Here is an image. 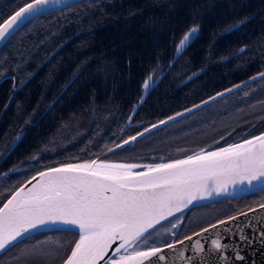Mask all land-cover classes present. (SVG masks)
Returning a JSON list of instances; mask_svg holds the SVG:
<instances>
[{"label": "trees", "instance_id": "trees-1", "mask_svg": "<svg viewBox=\"0 0 264 264\" xmlns=\"http://www.w3.org/2000/svg\"><path fill=\"white\" fill-rule=\"evenodd\" d=\"M10 3H0L5 18L17 7ZM80 3L83 7L66 17L57 12L34 20L0 49V151L25 132L3 163L24 160V179L0 183V206L38 171L97 158L138 131L250 77L249 68L264 69V0H97L99 7L93 9L87 0ZM245 16L256 24L246 21L238 32L221 36L223 28ZM196 24L200 31L186 54L127 127L143 80L150 71L159 76L167 68L174 39ZM244 46L247 50L234 56ZM198 70V77L183 84ZM235 71L241 76L236 81ZM201 111L106 159H170L229 134L227 113ZM201 127L206 128L196 131ZM232 135L218 146L253 136ZM262 203L264 191L188 210L175 239ZM76 239L68 231L36 234L4 253L0 264H62ZM42 244L57 251L25 255Z\"/></svg>", "mask_w": 264, "mask_h": 264}, {"label": "snow or ice", "instance_id": "snow-or-ice-1", "mask_svg": "<svg viewBox=\"0 0 264 264\" xmlns=\"http://www.w3.org/2000/svg\"><path fill=\"white\" fill-rule=\"evenodd\" d=\"M82 7L79 0H23L22 5H17L6 18L0 14V44L7 46L34 20L54 17L57 12L66 17L69 10ZM87 7L98 8L99 4L97 0H87ZM246 21H249L247 16L237 19L223 28L221 36L238 32ZM57 22L60 23V20L57 19ZM199 31L200 25L196 24L183 32L178 41L174 39V53L169 61V68L174 67L186 54ZM246 47H241L239 51L244 52ZM159 79L154 70L150 71L142 82V90L149 92ZM249 79L253 82L264 81V71ZM240 87V84L233 85L184 111L190 113L194 108H200ZM251 90L256 91L255 88ZM244 95L247 97L249 92L245 91ZM261 95L264 96V92ZM257 102L264 105V100L257 98ZM249 106L254 107L252 104ZM182 115L183 112L176 113V116ZM175 118L170 116L168 120ZM165 123L167 121L161 120L159 124H152L150 128H144L143 132L138 131L136 135L116 143L115 148L133 143ZM19 139L20 136L17 135L12 144L15 145ZM221 139L224 137L221 136ZM12 150V145H9L0 152V159L5 158ZM108 151L112 152L114 148H108ZM31 159L38 161L39 157L32 156ZM137 167L141 166L90 160L38 171L31 181H26L31 187L20 185L0 206V252L11 250L17 241L34 230L63 224L77 227L79 239L75 241L70 254L62 260V264H98L99 261H105V264H153L154 259L166 261L164 251L177 249L178 246L182 264L222 262L227 258L225 251L228 250V245L222 244L220 239H211L206 244L199 237L220 225H228L237 219L236 216L218 220L199 232L185 235L183 239L177 238L172 243H165L163 247L148 246L145 237L174 212L213 194H226L230 184L249 189L259 185L260 190L264 191V132L216 151L205 152L201 149L199 153L188 155L185 159L147 165L140 172L131 171ZM14 170L9 169V172ZM32 181L36 183L33 184ZM258 207L264 209V203ZM254 211L255 209H249V212ZM179 226L172 224L173 229ZM171 234L176 236V232ZM261 236L264 238V230ZM240 238L244 242L248 241L243 233ZM141 242L144 243L143 248L140 247ZM186 242H190L189 247L184 249ZM113 244H116L113 255L105 260ZM45 251L54 254L57 250ZM235 258L243 259L238 251Z\"/></svg>", "mask_w": 264, "mask_h": 264}, {"label": "water", "instance_id": "water-1", "mask_svg": "<svg viewBox=\"0 0 264 264\" xmlns=\"http://www.w3.org/2000/svg\"><path fill=\"white\" fill-rule=\"evenodd\" d=\"M83 1H85V0H79V2H83ZM70 2H71V0H70ZM195 39H196V37L193 38V41L191 42V44L194 42ZM191 44H190V46H191ZM3 46H4L3 44H0V49ZM169 69L170 68L167 66V68L159 75L160 79L157 81V83L153 87V89L159 84L160 81H162V79L165 77V75H166V73L168 72ZM200 73H201V71L198 70V71L190 74L183 81V84L188 83L189 81L193 80ZM251 83H253V81L248 79V80L240 83V85H241L240 88L246 87V86L250 85ZM153 89H151L147 93L142 90V94H141L140 98L138 99L137 103H135L133 105L132 111H131V113L129 115V117H131V119H129V117L127 119V126L130 125L131 121L134 119V117H135L136 113L138 112L139 108L146 101V99L148 98L149 94L151 93V91ZM239 89H233V91L231 93H226L223 97H217L216 100L209 101L208 104L201 105L200 108H194L193 111L190 112V113L189 112H185L183 110V111H181V112L184 113V115H182V116H176V114L171 115V116H175L176 117L174 120H168V117L164 118L162 120L167 121V123L160 124L157 128H154L151 131L145 133L143 137L138 138L135 142L130 143L128 145H125L122 148H115V146H113L111 148H114V151L109 152L107 150L102 155H100L99 157L91 159V160H97L98 163L100 161H103L105 163H110V164H136V165H139L141 167L133 168V169H131V171L132 172H140V171H144L145 170L144 166L151 165V164H158V163H167V162H170V161L176 160V159H185L188 155H192L194 153H199L201 149H203L205 152H207V151H216L219 148L227 147L228 145H231V144L241 143L244 139L241 140V141L231 142V143H228V144H225V145H222V146H218L226 138V137H224V139H219V140L215 141L214 143H212L210 145L193 149V150L188 151V152H186L184 154H182V153L178 154L176 156H173L170 159H165L163 157L159 158L158 160L155 157H150L148 161H144L141 158H139L137 160H131V161L120 160V159H106L107 157L111 156L112 154H114V153H116L118 151H121V150H123L125 148L134 146V144L136 142H138L141 139L149 136L150 134H152V133H154V132H156V131H158V130H160L162 128H165L166 126L171 125V124H173V123H175V122H177V121H179V120H181V119H183V118H185V117H187V116H189L191 114H194L195 112H197V111L207 107L208 105H211L212 103H214V102H216V101H218V100H220V99H222V98L234 93L235 91H237ZM142 96H143V99L141 100ZM206 100H208V99H206ZM198 104H201V102L198 103ZM192 107H190V108H192ZM154 124H159V121L154 123ZM148 127L150 128L151 125L148 126ZM140 132H143V130L140 131ZM261 133L256 134V135H260ZM256 135H253V136H256ZM253 136L248 137L246 139H251ZM121 142H119V143H121ZM13 146L14 145L12 144V147ZM88 161H90V160H88ZM78 163H83V162H78ZM73 164H75V163H73ZM59 166H61V165H59ZM59 166H56V167H59ZM42 171H44V170H42ZM36 175H37V173L35 175H33V176H36ZM32 177H30L27 181H31ZM37 179H39V177H37ZM32 183L34 184V183H36V181H32ZM23 185L25 186V188L31 187L30 184L26 183V181L23 183ZM259 192H263V191L260 190V186L259 185H257L254 188L249 189V188H247L245 186H234V185L230 184L228 186V192L226 194H222V195L213 194V195H211L210 197H208L206 199L195 201L193 204L187 206L186 208L182 209L179 212H174L172 216H169L165 220L161 221L160 224L155 226V231L158 230L159 228H161L162 226L168 225L169 226V230H168V232H169V240L166 243H172L175 240V238L177 236V233H178V231H179V229L181 227V224H182V220L183 219H182L181 215L183 213L187 212L188 210H190L192 208H196V207H201V206H205V205L214 204V203H217V202H220V201L238 199V198L245 197V196H248V195H251V194H255V193H259ZM108 194L110 195L111 193H108ZM252 209H255V211L254 212H249V210H247V211L242 212V213H246V215H240V213L236 214V215H233V216L237 217V219L235 221L229 222V224L226 225V226L225 225H220L216 229H212L208 233L202 234L199 237V239L202 242H205L206 244H209L211 239H220L222 244L228 245V250L225 251V256L227 258L224 261H222V262L217 261V264H264V238H262V236H261V232H262V230H264V209H260L258 206L254 207ZM226 219H223V220H226ZM172 224H178L180 226L178 228H176V229H173L172 228ZM55 231L73 232V233L77 234V239L76 240L79 239V229L77 227L71 226V225L56 224V225H51V226L46 227V228H39L37 230H34L30 234H28L25 237H23L21 240L17 241L15 245H17L18 243L24 241L25 239H27V238H29V237H31L33 235L40 234V233H47V232H55ZM153 232L154 231H151V233H153ZM172 232H176V236L175 237L171 234ZM197 232H199V231H197ZM241 233H243L245 236L248 237V241L247 242H244V241L241 240V238H240V234ZM148 236L149 235H146L145 239H147ZM189 243L190 242H186L185 245L183 246V248L187 249L189 247ZM150 244L148 246H152ZM164 244L154 245V246L163 247ZM115 247H116V244H113L112 247L108 250V253H107L106 257H105V260H107V259L112 257ZM140 247L141 248L144 247V243L143 242H141ZM179 248H180V246H178L177 249H166L163 254L167 257V260L164 261V262H161V261H157V260L154 259L153 260V264H182V262L179 260V255H178ZM7 251L8 250H6L4 252H0V257L4 253H6ZM237 251L243 257L242 260H237L235 258V253ZM70 252H71V250H70ZM70 252H69V254H70ZM98 264H105V261H99Z\"/></svg>", "mask_w": 264, "mask_h": 264}, {"label": "flooded vegetation", "instance_id": "flooded-vegetation-1", "mask_svg": "<svg viewBox=\"0 0 264 264\" xmlns=\"http://www.w3.org/2000/svg\"><path fill=\"white\" fill-rule=\"evenodd\" d=\"M3 1L5 0H0V3ZM9 1L11 2L10 7L12 5L22 4L23 2V0H9ZM249 21H250V25L251 23L256 24L257 22V21H254V19L251 20L250 18H249ZM246 50H247V47H246ZM244 52L238 51V53L234 54V56L241 55ZM255 69L257 68L255 67V68L248 69L249 72L252 73L250 77L259 73V71L255 72ZM262 71H264V69L261 70L260 72ZM237 73L238 72L236 71L233 73V75L236 76L235 81L241 78V76H238ZM250 77L236 81L233 85L240 84L248 80ZM233 85L230 86L229 88H232ZM250 85H251V88L249 87ZM250 85L240 88L239 90L223 98L222 100L217 101L215 106H213L212 108L209 107L201 111V115L209 111H212L214 109L216 110L215 115H217V113L218 114L227 113L228 115H231L233 114L234 111H237L236 119L231 121L230 124L227 126V128H230L229 134H226L223 137L227 138L228 135L233 133L231 137L240 138L243 136L256 135L264 130V119H261V117H264V105H261L257 102V98H259L260 100H264V96L261 95V92H264V81L257 80L251 83ZM252 88H255L256 91L253 92L251 90ZM245 91L249 92V95L247 97L244 95ZM250 104L254 105V107H250L249 106ZM249 108L254 109V110L246 111V110H249ZM33 124H34V121L30 125H33ZM28 125L29 124H27V126ZM24 133L25 132L23 128V130L18 134L20 136V139H23V141H24ZM9 145H12V143L8 144V146ZM5 149H3L0 152H3ZM5 158L0 159V183L8 185V184H11L12 180L14 181V184L17 183V181L23 180L24 179V160H22L21 162H19V164H16V165H13L12 163L3 165ZM9 169H15V170L12 172H9Z\"/></svg>", "mask_w": 264, "mask_h": 264}, {"label": "rangeland", "instance_id": "rangeland-1", "mask_svg": "<svg viewBox=\"0 0 264 264\" xmlns=\"http://www.w3.org/2000/svg\"><path fill=\"white\" fill-rule=\"evenodd\" d=\"M250 110H254V109H250L249 110H246V111H250ZM236 112L237 111H234L233 114L229 115V117L227 118V120L225 119V121H228V122H231L233 120L236 119ZM204 130V128L206 127H201V128H198L196 129V131L202 129ZM169 226L166 225V226H162L161 228H159L158 230L154 231L153 233H151L148 237H147V242H148V245L150 243H154L156 245H161V244H164L166 243L168 240H169ZM54 248V247H53ZM50 248L48 247V245L46 244H42L40 246L37 247V249H32L30 251H28V256L31 257L32 255L35 254H38V255H47V252L45 250H49ZM41 250V251H40Z\"/></svg>", "mask_w": 264, "mask_h": 264}, {"label": "bare ground", "instance_id": "bare-ground-1", "mask_svg": "<svg viewBox=\"0 0 264 264\" xmlns=\"http://www.w3.org/2000/svg\"><path fill=\"white\" fill-rule=\"evenodd\" d=\"M251 25H253V24L251 23ZM200 71H201V70H200ZM195 72H196V71H195ZM193 73H194V72H193ZM191 74H192V73H191ZM200 74H201V73H200ZM200 74H199V75H200ZM199 75H198V76H199ZM198 76H197V77H198ZM194 79H195V78H194ZM194 79H193V80H194ZM191 81H192V80H191ZM189 82H190V81H189Z\"/></svg>", "mask_w": 264, "mask_h": 264}]
</instances>
